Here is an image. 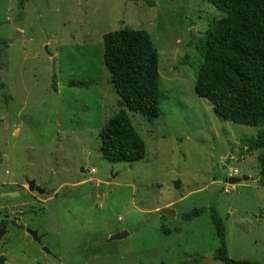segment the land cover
Here are the masks:
<instances>
[{"label":"rangeland","instance_id":"obj_1","mask_svg":"<svg viewBox=\"0 0 264 264\" xmlns=\"http://www.w3.org/2000/svg\"><path fill=\"white\" fill-rule=\"evenodd\" d=\"M221 15L208 0H0V190L23 192L0 198V210L31 209L18 223L44 234L38 244L6 224L0 250L9 262L223 264L212 257L214 205L228 255L264 264V148L243 143L264 134V122L224 119L194 90L200 43ZM124 26L145 29L157 47L159 111L151 121L128 111L145 156L108 162L100 129L124 106L102 38ZM243 174L250 179L225 181ZM26 178L47 193L30 191ZM194 207L207 209L183 220ZM116 230L128 234L107 241Z\"/></svg>","mask_w":264,"mask_h":264},{"label":"trees","instance_id":"obj_2","mask_svg":"<svg viewBox=\"0 0 264 264\" xmlns=\"http://www.w3.org/2000/svg\"><path fill=\"white\" fill-rule=\"evenodd\" d=\"M222 15L208 23L200 49L202 65L195 73L194 90L214 112L233 123L258 126L264 122V0H208ZM152 3V2H150ZM103 63L124 107L100 129V153L108 162H134L145 156V141L131 123L128 111L149 121L158 117V50L145 29L129 26L103 35ZM71 80L68 86H89ZM3 88V86H0ZM56 90V80L52 81ZM264 134L243 141L248 150L264 148ZM264 177V166L260 170ZM219 246L213 259L223 264H260L228 255L226 225L214 205L208 207ZM207 208L181 214L189 221Z\"/></svg>","mask_w":264,"mask_h":264},{"label":"water","instance_id":"obj_3","mask_svg":"<svg viewBox=\"0 0 264 264\" xmlns=\"http://www.w3.org/2000/svg\"><path fill=\"white\" fill-rule=\"evenodd\" d=\"M52 65H53V68H54V61H55V58L52 56ZM229 160L230 158L227 157L225 159V162L224 164L221 166L222 169H225L227 167V164H229ZM250 179L249 176L243 174V175H240V176H236V175H230L228 176L225 181L230 183V184H235V183H238V182H241V181H245V180H248ZM27 182V185H28V189L30 191H33V190H37L39 191L40 193L43 192V190L40 189V187L38 185H36L34 179H27L26 180ZM15 196V195H18V191H5V192H0V197H3V196ZM162 212L165 214H168V215H171V216H174L175 212L174 210H172L171 208H163L162 209ZM27 211H16L14 214L15 215H18V216H21V215H24L26 214ZM14 214H5L3 211H0V222L3 220V219H7L9 217H11V220H10V224L14 227H16L17 229H25V231L37 242V243H41L40 241V237L38 236V232L36 229H31L29 227H24V225L22 224H18L17 221L12 218V216ZM4 233V228H0V237L1 235ZM128 234L127 231L125 230H122V231H119V230H116L113 234H111L107 241H111V240H114V239H120V238H123L125 237L126 235ZM43 250H45L46 252H49V250L43 246L42 247ZM0 264H12L10 262L7 261V258L6 256L3 254V253H0Z\"/></svg>","mask_w":264,"mask_h":264},{"label":"flooded vegetation","instance_id":"obj_4","mask_svg":"<svg viewBox=\"0 0 264 264\" xmlns=\"http://www.w3.org/2000/svg\"><path fill=\"white\" fill-rule=\"evenodd\" d=\"M25 180H27V178L25 179ZM35 181V180H34ZM36 183V182H35ZM36 185H38V184H36ZM39 186V185H38ZM40 187V186H39ZM40 189L41 190H43V192H39V191H37V190H35L36 192H38L39 194H44V193H47V190L46 189H44V188H41L40 187ZM5 191H18V195H15V196H9V195H7V196H3V197H0V198H8V199H13V198H17V197H20L22 194H23V192L21 191V190H5ZM5 191H3V190H0V192H5ZM0 211H3L5 214H8V215H10V214H14L15 212H9V211H7V210H4V209H2V210H0ZM30 211H32L31 209H28L27 210V213H29ZM26 213V214H27ZM26 214H24V215H26ZM24 215H21V216H24ZM12 218H14L16 221H17V223H18V218H19V216L18 215H13L12 216ZM10 220H11V217H9V218H7V219H3L1 222H0V228H5L6 229V224H10ZM19 224V223H18ZM11 225V224H10ZM23 225V224H22ZM12 226V225H11ZM14 227V226H13ZM24 227H27V226H24ZM16 228V227H15ZM17 229V228H16ZM20 230H23V231H25V229L23 228V229H20ZM26 232V231H25ZM27 233V232H26ZM38 236L40 237V241H41V239H42V237L44 236V234H38ZM32 238V237H31ZM33 239V238H32ZM38 244H41V243H38ZM43 246V245H42ZM41 246V247H42ZM0 253H2L1 252V250H0ZM47 253H49V254H51L50 253V251L49 252H47ZM7 258V257H6ZM8 261V260H7ZM9 262V261H8ZM11 263V262H10ZM13 264V263H12Z\"/></svg>","mask_w":264,"mask_h":264}]
</instances>
